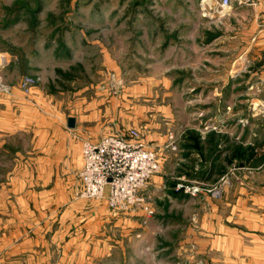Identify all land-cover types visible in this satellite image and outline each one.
I'll use <instances>...</instances> for the list:
<instances>
[{
	"label": "rangeland",
	"instance_id": "374dc122",
	"mask_svg": "<svg viewBox=\"0 0 264 264\" xmlns=\"http://www.w3.org/2000/svg\"><path fill=\"white\" fill-rule=\"evenodd\" d=\"M219 3L0 0V264H264V0ZM132 130L138 200L81 196Z\"/></svg>",
	"mask_w": 264,
	"mask_h": 264
},
{
	"label": "built area",
	"instance_id": "2783aa9c",
	"mask_svg": "<svg viewBox=\"0 0 264 264\" xmlns=\"http://www.w3.org/2000/svg\"><path fill=\"white\" fill-rule=\"evenodd\" d=\"M219 5L228 10L230 0H220ZM31 82L32 78H25L22 87L26 88ZM136 139L137 132L132 130L129 138L108 134L95 142H83L79 171L81 196L99 198L107 189L108 204L124 208L138 200V188L159 165L152 151Z\"/></svg>",
	"mask_w": 264,
	"mask_h": 264
},
{
	"label": "water",
	"instance_id": "95a60500",
	"mask_svg": "<svg viewBox=\"0 0 264 264\" xmlns=\"http://www.w3.org/2000/svg\"><path fill=\"white\" fill-rule=\"evenodd\" d=\"M74 124H75L74 117L69 116L68 119H67V125H68L69 127H72V126H74Z\"/></svg>",
	"mask_w": 264,
	"mask_h": 264
},
{
	"label": "crops",
	"instance_id": "0c3cea01",
	"mask_svg": "<svg viewBox=\"0 0 264 264\" xmlns=\"http://www.w3.org/2000/svg\"><path fill=\"white\" fill-rule=\"evenodd\" d=\"M82 157V156H81ZM81 163H82V159H81Z\"/></svg>",
	"mask_w": 264,
	"mask_h": 264
}]
</instances>
